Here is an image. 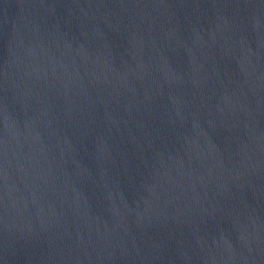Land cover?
Here are the masks:
<instances>
[{
  "label": "water",
  "instance_id": "obj_1",
  "mask_svg": "<svg viewBox=\"0 0 264 264\" xmlns=\"http://www.w3.org/2000/svg\"><path fill=\"white\" fill-rule=\"evenodd\" d=\"M0 264H264V0H0Z\"/></svg>",
  "mask_w": 264,
  "mask_h": 264
}]
</instances>
